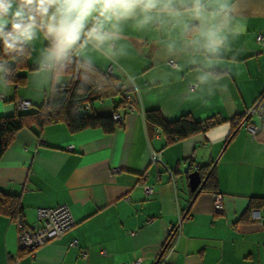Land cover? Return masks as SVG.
Wrapping results in <instances>:
<instances>
[{
    "label": "crops",
    "instance_id": "0c3cea01",
    "mask_svg": "<svg viewBox=\"0 0 264 264\" xmlns=\"http://www.w3.org/2000/svg\"><path fill=\"white\" fill-rule=\"evenodd\" d=\"M229 3L215 51L185 33V23L197 22L184 10L182 18L143 27L129 19L110 48L89 44L71 53L116 77L133 91L138 108H118L124 119L112 133L71 132L64 122L16 133L0 158V187L20 195L29 224H40L38 208L66 204L75 225L32 254L20 251L16 224L0 214V264H264V142L244 125L229 138L231 119L261 97L264 102V0ZM47 44L41 36L27 46L24 85L7 83L0 66V117L16 113L17 98L36 107L53 87L71 82L43 60ZM120 99L96 101L92 111L112 115ZM149 109L168 120L189 113L222 121L167 143L148 130ZM251 121L260 127L262 119ZM207 163L218 192L196 194L189 174ZM144 185L153 192L146 194ZM215 194L222 195L221 212ZM253 197L260 202L249 210ZM170 226L178 230L167 245Z\"/></svg>",
    "mask_w": 264,
    "mask_h": 264
},
{
    "label": "clouds",
    "instance_id": "9594fccd",
    "mask_svg": "<svg viewBox=\"0 0 264 264\" xmlns=\"http://www.w3.org/2000/svg\"><path fill=\"white\" fill-rule=\"evenodd\" d=\"M186 34L202 38L213 51L223 44L220 17L230 13L229 0H0V46L5 52H22L39 37L48 42L43 60L62 63L77 49H97L120 38V25L138 18L150 22L182 18Z\"/></svg>",
    "mask_w": 264,
    "mask_h": 264
},
{
    "label": "trees",
    "instance_id": "16d2710c",
    "mask_svg": "<svg viewBox=\"0 0 264 264\" xmlns=\"http://www.w3.org/2000/svg\"><path fill=\"white\" fill-rule=\"evenodd\" d=\"M30 49L25 46L22 52H5L0 46V66L5 68V81L17 86L24 85L26 76L21 70L28 69V57ZM12 62V64H10ZM56 73L68 74L71 82L64 86H55L51 89L46 100L29 110H18L12 116L0 117V158L5 153L16 133L24 128H43L47 124L64 122L71 132L81 131L87 128H99L105 133L115 131L117 122L113 115L121 106L127 107L126 95H131V103L138 108V99L133 91L128 90L120 81L108 71H103L93 64L87 63L70 54L69 58L62 63H56ZM122 86V88H120ZM116 101L115 110L112 115H97L92 111V104L96 101L113 99ZM262 101V97L256 101ZM89 104L91 108L85 106ZM145 122L148 130L156 128L166 138L167 143H173L184 139L195 133L207 132L222 120L216 117L206 120H196L191 114H183L175 120H168L160 109H149L144 112ZM246 119V112L235 115L231 119L233 131L229 138L233 137L235 130L241 122ZM251 121V119H247ZM259 141L264 142V118L256 134ZM203 179L206 178L203 190L217 191V178L212 165L197 167ZM260 198L253 197L250 209L258 206ZM0 214L8 216L13 222L19 215L23 216V205L20 195L0 187ZM175 236V235H174ZM169 236V245L174 237ZM168 247V246H167ZM160 261V259H159Z\"/></svg>",
    "mask_w": 264,
    "mask_h": 264
},
{
    "label": "built area",
    "instance_id": "2783aa9c",
    "mask_svg": "<svg viewBox=\"0 0 264 264\" xmlns=\"http://www.w3.org/2000/svg\"><path fill=\"white\" fill-rule=\"evenodd\" d=\"M261 38V37H260ZM172 65H177L175 61L171 60ZM111 71V68H109ZM122 88V86H120ZM191 88H194L192 85ZM127 100V110L134 112L137 108L131 103V95H126ZM16 107L18 110H29L32 108L33 103L30 100L17 98ZM87 109L91 108L89 104L85 106ZM254 116L261 119L264 118V102L259 101L255 103L246 111V119L241 122L240 125H244L249 132L256 137L259 127L254 124L252 121H247V119H252ZM114 119L122 123L124 119L123 113H115L113 115ZM157 135L161 134L159 128L155 129ZM69 149H72L73 146H69ZM159 155L154 153L155 159H158ZM144 191L146 194H151L153 189L149 185H144ZM214 208L216 211L223 210V201L222 195L215 194L214 196ZM37 219L40 221L39 225L29 224L22 215H19L16 221L17 235H18V244L20 251H25L29 253H34L39 247L45 245L46 243L58 239L63 236L67 231H69L74 225L75 220L71 213L70 208L66 204L58 205L55 207H41L37 209ZM182 219V214L179 215V222ZM178 230V226L169 227V236L175 235ZM72 245H76L77 241H73Z\"/></svg>",
    "mask_w": 264,
    "mask_h": 264
},
{
    "label": "water",
    "instance_id": "95a60500",
    "mask_svg": "<svg viewBox=\"0 0 264 264\" xmlns=\"http://www.w3.org/2000/svg\"><path fill=\"white\" fill-rule=\"evenodd\" d=\"M205 179L202 178L201 173L195 170L189 174V186L192 192L199 193L204 186Z\"/></svg>",
    "mask_w": 264,
    "mask_h": 264
}]
</instances>
